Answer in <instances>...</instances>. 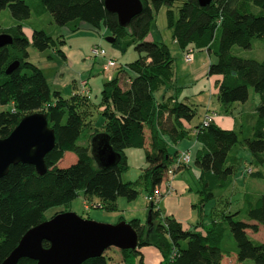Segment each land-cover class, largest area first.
Masks as SVG:
<instances>
[{
  "label": "trees",
  "instance_id": "obj_1",
  "mask_svg": "<svg viewBox=\"0 0 264 264\" xmlns=\"http://www.w3.org/2000/svg\"><path fill=\"white\" fill-rule=\"evenodd\" d=\"M141 2L140 12L122 26L117 14L107 10L105 0H0V14L7 8L10 12L9 19L0 20V34L12 37L11 43L0 47V106L9 105L0 111V137L8 136L24 115L37 111L46 113L56 135L55 146L45 156L44 174L32 164L17 163L0 178V264L28 229L46 220L45 211L50 206L67 205L82 190L86 197L96 196L105 208L115 210L119 197H137L139 179L150 195L167 178V171L180 164L175 162L177 151L171 150L163 135H169L173 143L187 137L183 121H191L197 109L178 98L181 88L175 83L169 46L163 40L146 39L162 6H167L168 27L183 51L192 46L193 50L207 49L215 54L208 74L221 76L217 98L225 112L235 102H246L251 89L260 102L253 113L246 114L239 130L214 122L197 125L196 140L202 148L194 161L199 169V198L193 204L198 217L193 227L185 228L174 216L166 215L158 202L149 201L144 223L138 218L128 221L139 240L136 248L121 250L122 256L138 255L142 264L140 249L152 245L161 252L163 264H224V257L233 253L238 264L246 260L264 264V240L252 239L247 232L249 228L257 232L258 224L264 225V194L245 193L247 220L234 218L239 210L222 213L219 220L210 215L206 222L204 211L216 191L231 185L239 142L258 167L250 175L264 179V58H244L232 52L235 45L249 48L255 38L264 42V0H212L205 6L199 0H183L177 14L174 0ZM254 6L260 12H253ZM46 13L56 28L65 26L70 32L77 31L81 23L99 32L104 27L114 37V46L122 52L133 46L138 54L134 61L117 65L119 70L103 82L97 103L105 118L103 128L88 132L85 144L78 140L84 128H91L92 121L85 119L93 112L86 107L89 96L76 93L66 97L51 89L42 69L29 60L30 46L44 51L57 41L63 42V34L55 36L42 27L33 26L31 42L23 31L31 16ZM13 62L18 65L7 72ZM128 70L133 74L123 86L122 75ZM163 87L173 92L159 99L156 91ZM101 138L119 155L112 164L97 159L93 151L94 141ZM128 147L144 149L145 167L136 181L122 178L128 168ZM66 151L73 152L76 161L60 167ZM49 245L43 241V246ZM17 264L37 261L25 257ZM82 264H109V258L104 251Z\"/></svg>",
  "mask_w": 264,
  "mask_h": 264
},
{
  "label": "rangeland",
  "instance_id": "obj_2",
  "mask_svg": "<svg viewBox=\"0 0 264 264\" xmlns=\"http://www.w3.org/2000/svg\"><path fill=\"white\" fill-rule=\"evenodd\" d=\"M173 10L175 14H177L178 7L182 4L183 0H174ZM253 12H260V8L254 6ZM10 17V12L7 9L3 10L0 14V20H7ZM42 19L41 23L47 28L49 32H54V24L50 23L52 18L47 17L46 14L43 16H36L34 14L35 22H38L39 19ZM9 19V18H8ZM37 20V21H36ZM57 29L60 30V33L63 34L66 42L64 44H60L57 42L56 44H51L46 50L40 51L35 47L30 48V58L34 63H39L41 66H49L47 67V75L51 80V84L55 86L60 81L55 80L57 77L65 78L68 77L69 72L74 73L78 80L83 78H90L92 83V93L89 96V104H86L88 110L93 108V112L90 115L85 116L86 118H90L92 121L91 128L92 131L95 128L102 129L104 123V116L97 109V103L100 97V86H102V82L107 80L108 77L113 75L114 71L119 70L117 65H125L127 62H132L137 58V52L134 50L133 46H130L125 52H122L120 48H117L112 44V42L108 41L106 38L110 36L108 30L104 27L101 28V31L98 32L88 26L86 23H81L80 28L75 32L68 31L65 26H57ZM55 36L56 33H53ZM152 36L155 40H163L166 44L171 47V51L174 56V70L177 79H180L181 84L185 87L184 92L191 93V96L195 98L193 100L195 107L197 108V116L195 120H198L199 117H202L203 113L206 111L205 108L210 107L211 109L217 110V112H221V114H227L228 122H232L230 127H233L235 130L240 129V125L246 114L253 113L260 102L259 95L251 89L249 99L246 102H235L227 112L222 109V106L214 94H210L208 91L209 86V77L208 68L209 63L215 59V54L213 52L208 51L207 49H197L194 48V60L191 62L185 61L186 51H183L178 44H174L172 41V30L168 27L167 21V6H162L157 13L155 23L151 30ZM94 44H99L106 50L105 56H98L96 58L95 68L97 71L93 75H91V70L89 68H85L87 63L89 62L86 58V55L90 52L91 47ZM61 46H64L67 53L79 54L80 62H77L75 59L73 60L70 55H64L60 49H57ZM60 50V51H59ZM232 52L235 55L244 57V58H253V59H262L264 58V42L258 38L253 39L252 44L249 48H243L240 46H233ZM83 55L85 56L83 58ZM82 56V57H81ZM109 58H114L117 62L116 66L111 67L109 70L104 71L103 66L107 63ZM93 61V58H91ZM83 65L84 67H82ZM63 66H67L69 68L68 73L59 74V68ZM116 69V70H114ZM100 77V78H95ZM122 77H128L127 74L122 75ZM195 78L198 79V85L195 83ZM125 78L123 79V86H125ZM71 85V84H70ZM52 86V87H53ZM206 86V90L204 89ZM200 87L202 92H200ZM69 89L71 86L68 87ZM156 94L159 95V90L156 91ZM204 101V102H202ZM196 102V103H195ZM208 102L210 104H208ZM91 103V104H90ZM94 103V104H93ZM9 108V105H1L0 111ZM245 113V116L242 117L241 113ZM250 120L249 117L246 118ZM89 120V119H88ZM91 128H89L91 130ZM88 128H84L81 136L79 137L78 142L80 144H85L87 133L90 132ZM241 136V135H240ZM241 140V139H240ZM237 155L238 162L237 168L235 169L233 180L231 185L224 189L216 191V197L210 199L205 206V213L208 214L206 220L210 219V215L214 220L221 219L222 213H235L236 211L241 210V213L234 216L236 219L247 220L244 213V195L245 193H252L256 195L264 194V179L255 178L250 175V171L254 170L257 165L251 162V157L249 153L243 148L242 144L239 142L237 144ZM126 154L128 157V168L123 171L122 178L124 181H136L139 177V173L141 171L142 160L144 149L143 148H135L128 147L126 149ZM76 161V155L71 151H66L64 157L59 161L60 167H66L71 165ZM196 167V165H194ZM181 171H177L173 176L178 179H184L192 189L187 190L185 192L188 195L189 191L192 193L191 195L196 198V185L197 183L194 181V178L190 174H181ZM196 183V184H195ZM136 188L139 193L137 197L133 200H128L125 197H119L116 204V209H107L103 206L100 200L96 196L86 197L82 190L78 192V194L67 204V205H54L50 206L45 211V218L49 219L54 216L58 212L64 211H73L76 212L83 218H89L98 222L110 223L114 224L119 222V220H124L129 218L133 214H137L142 220H146L147 218V210L148 200L146 199V189L142 179L136 182ZM169 195V193H165L160 197V201H158V206L162 207V211H164L165 207L163 204L161 205V201H163V197ZM191 200V197H190ZM99 204V205H98ZM197 212V211H196ZM122 218V219H121ZM251 223H256L251 221ZM248 235L257 241L264 240V225L258 224V231L255 232L252 229H247ZM234 255V253H233ZM225 256L224 264H238L236 260V256ZM245 264H253L251 260H246Z\"/></svg>",
  "mask_w": 264,
  "mask_h": 264
},
{
  "label": "water",
  "instance_id": "obj_3",
  "mask_svg": "<svg viewBox=\"0 0 264 264\" xmlns=\"http://www.w3.org/2000/svg\"><path fill=\"white\" fill-rule=\"evenodd\" d=\"M211 1L199 0V3L205 6ZM105 6L116 13L120 25L125 26L140 12L142 2L105 0ZM106 39L114 41L113 36ZM11 42L10 34H0V47ZM17 65L18 62H13L7 72ZM55 143V130L48 125L46 113L37 111L24 115L8 136L0 137V178L7 174L10 165L17 163L32 164L39 174H44L47 171L45 156ZM93 151L97 159H104L108 164L119 157L104 138L94 141ZM44 240L49 242L48 247L43 246ZM138 240V233L126 220L110 224L83 218L73 211L58 212L28 229L1 264H17L25 257L36 260L37 264H82L110 247L134 249Z\"/></svg>",
  "mask_w": 264,
  "mask_h": 264
},
{
  "label": "crops",
  "instance_id": "obj_4",
  "mask_svg": "<svg viewBox=\"0 0 264 264\" xmlns=\"http://www.w3.org/2000/svg\"><path fill=\"white\" fill-rule=\"evenodd\" d=\"M46 16L49 17L48 13H46ZM41 21H42V19L40 18L38 22H35L34 16H31V18L25 22L24 27H23V31L25 32L26 36L29 38L30 42L32 41L33 26L42 27L43 29L47 30V28H45V26L41 23ZM50 23H51V21H50ZM54 28H55V31L53 33H56L58 35V33H60V30L57 29L55 26H54ZM153 38L154 37L150 33L146 39L152 40ZM60 40L63 41L60 43L61 45L66 42L64 36ZM172 41L174 44H177L176 41L173 40V38H172ZM190 47L192 48V46H190ZM30 48H31V46L29 47V53L31 52ZM169 48L171 50L170 46H169ZM57 49H60L64 55H66V54L70 55L73 60L75 59L77 62H80V55L79 54H76V53L72 54V52L67 53V51H65L66 49L64 48V46H61ZM172 55H173V53H172ZM84 57L85 56L83 55V58ZM86 58L88 59L89 62L87 63L85 68H89L91 70V75H93L94 73H96L95 71H97L95 68L97 57H93L91 55V50H90V52L86 55ZM91 58H93V61H91ZM112 59H114V58H112ZM193 60H194V57H193ZM213 61H215V59H213L211 62H213ZM211 62L209 63V65L211 64ZM35 64H37V63H35ZM116 64H117V62H116ZM37 65L42 69L44 75L47 78V81H48L51 89L60 91L62 93V95L69 97V96L74 95L76 93L85 94V91L82 92L81 88H80V83L82 81L87 82L86 90H88L89 95L92 93L93 88H92V83L90 81V78H83V79L78 80L77 76L74 73L69 72L68 77H65V78H61V77L57 78L56 77L55 80H58L60 82L58 84H56L55 86H53L51 84V80L49 79L47 72H46L47 67H49V66L44 67V66H41V64H39V63ZM81 66L84 67L83 65H81ZM114 70H116V69H114ZM68 71H69V68L67 66H63L62 68H59V70H58L59 74H66V73H68ZM116 72L117 71H114L113 75ZM127 74H128V77H124V78L126 80L125 82L128 84L129 83V77L133 73H131V71L128 70ZM95 78H100V77H95ZM124 78H122V82H123ZM174 78H175V83H176L177 87L181 88V92L179 93V96H178L179 100H182L184 102L190 103V104L195 106V104L193 102V100H195V98L193 96H191V93L184 92L185 86L183 84H181L180 79H177V76L175 75V70H174ZM220 78H221V76H218V75H210V77H209L210 82H209V86H208V91L210 94L216 95V97L218 95V82H219ZM108 79H110V77H108ZM197 81H198V79L195 78L194 82L197 83V85H198L199 81L198 82ZM69 86H71L70 89L68 88ZM205 88H206V86H204V89ZM99 89H101V86ZM202 91L203 90H201V87H200V92H202ZM172 92H173L172 90L166 91V89L163 87L159 90V95L156 94V96H157V98L162 99L164 96H167V97L170 96L172 94ZM202 102H204V101H202ZM208 104H210V103L208 102ZM99 110H102V107H100ZM205 110L206 111L203 113L202 117H199L198 120H195V117L197 116V114H196V116L191 121H189V122L183 121V123H184L186 129L189 131V133H188L187 137H184L183 139H181L177 143H173L171 138L169 137V135H167V134L163 135V137L166 139V141L170 144L171 150L177 151V157L175 158L176 163L178 162V160L180 159V157L183 153H188L190 156V161L188 163H181L180 162V164L178 163L179 165L177 168L176 167L173 168L174 172L172 175H174L177 171H181L182 175L184 173L185 174L192 173L191 176L194 178V181L196 183H197V178L199 175V169L197 166L196 167L194 166L195 165L194 161H195L197 151L202 148V144L198 140H196L197 125L201 124L203 122V120L205 119V117L207 115H209L212 117L211 122H214V123L218 124L219 126H221L222 128H225V129H233V127L229 126V125H232V122H228V120L230 118L225 116L227 114H221V112L219 113V112H217V110L211 109L210 107H207V106H206ZM241 114H242V117L245 115L244 112ZM90 118H88V119H90ZM90 131L92 132V128ZM144 167H145V161H144V154H143L142 166H141V171H140L139 175L143 172ZM172 175H168L167 178H165V180L160 185V188L163 191L166 189L168 190V192H164L163 195L165 193H169V195L163 197V201H161V205L163 204L164 206H166L164 208L165 209L164 212L166 215L174 216L179 222H181L183 224V226L185 228H192L198 219L196 208L193 206V204L199 198L198 193H197L198 183H197L196 189H195V192H196L195 197L196 198H194V196L191 195L192 193L190 191H189L188 195L185 194V192H187V190L192 189L191 186L183 178L178 179L175 176L172 177ZM147 196H148V194L146 192V196H145L146 199H147ZM190 197H191V200H190ZM117 200H116V204H117ZM158 201H160V198L158 199ZM148 202H149V200H148ZM146 209H147V207H146ZM133 218L140 219L142 223L145 222L139 216H137V214H133L132 216H130L129 218H126L124 220L129 221ZM205 221L207 222L209 220H205ZM140 251L142 254V261H143L142 264H163L162 263V259H163L162 254L159 251V249H157L155 246H152V245L144 246L140 249ZM105 254L109 258V264H141L140 256L132 255L131 257L124 259L122 256L121 250L116 248V247H110V248L106 249Z\"/></svg>",
  "mask_w": 264,
  "mask_h": 264
},
{
  "label": "built area",
  "instance_id": "obj_5",
  "mask_svg": "<svg viewBox=\"0 0 264 264\" xmlns=\"http://www.w3.org/2000/svg\"><path fill=\"white\" fill-rule=\"evenodd\" d=\"M106 50L100 46L99 44H94L92 47H91V55L93 57H98V56H105L106 55ZM193 57H194V50L192 48L186 50V55H185V61L186 62H191L193 60ZM116 66V61L112 58H109L107 63L103 66V70L106 71V70H109L111 67H114ZM111 77V76H110ZM86 84L87 82L86 81H82L80 83V88H81V91L84 92L85 91V94H87L88 96L89 93H88V90H86ZM212 121V117L207 115L205 117V119L203 120V125L206 126L208 125L210 122ZM190 161V156L188 153H183L180 157V159L178 160V163H188ZM167 174L168 175H172L173 174V169H169L167 171ZM164 192H168V190H162L160 188V186L155 189L153 191L152 194L148 195L147 196V199L149 201H153L154 203H157L158 202V199L160 198L161 195H163Z\"/></svg>",
  "mask_w": 264,
  "mask_h": 264
}]
</instances>
